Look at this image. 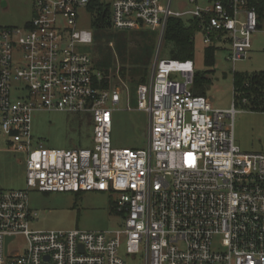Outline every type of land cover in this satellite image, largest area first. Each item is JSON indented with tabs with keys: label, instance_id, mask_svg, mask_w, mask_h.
Segmentation results:
<instances>
[{
	"label": "built area",
	"instance_id": "built-area-1",
	"mask_svg": "<svg viewBox=\"0 0 264 264\" xmlns=\"http://www.w3.org/2000/svg\"><path fill=\"white\" fill-rule=\"evenodd\" d=\"M252 1L187 0L179 11L172 0H112L111 25L158 30L162 43L170 19L191 22L205 48L225 51L235 63L247 57L257 31ZM88 3L31 0V21L0 28V136L26 154L24 189L0 190V264H125L121 250L143 264H264V154L235 145V101L214 109L190 91L193 61L157 57L136 90L147 145L112 148V114L122 94L114 85L100 88L102 72L75 51L92 44L91 32L76 29L78 9ZM37 111L91 114V149L34 145ZM31 191L109 194L123 225L109 232L32 230ZM215 237L220 250L212 249Z\"/></svg>",
	"mask_w": 264,
	"mask_h": 264
},
{
	"label": "rangeland",
	"instance_id": "rangeland-1",
	"mask_svg": "<svg viewBox=\"0 0 264 264\" xmlns=\"http://www.w3.org/2000/svg\"><path fill=\"white\" fill-rule=\"evenodd\" d=\"M101 4H112V0H99ZM187 0H172V9L183 11ZM76 29L89 31L94 36L91 45H77V53L86 54L92 68L98 69V62L104 59L114 74L111 83L121 92V102L112 114L111 145L114 149L141 150L147 145V115L137 110V82L118 75L119 67L128 69L139 66L143 46L153 45L149 73L155 59H171L168 51L159 41L158 30L141 26L139 30L118 31L110 26L104 32L92 27L93 15L86 8L78 9ZM31 0H0V28H23L33 18ZM111 21V20H110ZM111 23V22H110ZM151 45V44H150ZM160 48V50H159ZM205 47L200 37L195 38L194 69L208 74L211 85L205 98L214 109H229L235 100L233 95V75H253L264 73V17L257 20V31L251 37V48L247 57L235 63L228 62L227 52H215L214 66L204 65ZM137 67L133 68L136 69ZM127 71V70H126ZM139 71V70H138ZM113 72V73H112ZM136 72V71H135ZM134 72H131V76ZM127 74V72L125 73ZM149 79V76H148ZM147 79V81H148ZM129 108V110H128ZM238 113L233 120V138L242 153L264 154V113L261 108L250 110V103L235 101ZM31 133L34 145L56 149H91L92 116L84 113L58 111H37L31 117ZM26 154L17 152L4 137L0 136V189L13 190L23 187ZM116 198L105 193H28V204L36 218L30 221L35 231H84L109 232L121 228L122 216L116 214L113 205ZM20 239L11 244L10 250L18 249ZM220 238L215 237L213 250H220ZM125 264H143L140 256H131L121 250L119 253Z\"/></svg>",
	"mask_w": 264,
	"mask_h": 264
},
{
	"label": "trees",
	"instance_id": "trees-1",
	"mask_svg": "<svg viewBox=\"0 0 264 264\" xmlns=\"http://www.w3.org/2000/svg\"><path fill=\"white\" fill-rule=\"evenodd\" d=\"M256 10L257 20L258 17H264V0H253L251 2ZM86 9L92 13L93 21L92 27L97 32H104L110 29L111 26V5L101 4L99 0H89ZM195 28L193 23L185 22L179 19H170L167 23V27L162 40L163 46L165 45L168 55L171 60H178L181 62L193 60L194 48H195ZM92 43L94 36L92 35ZM151 44V45H150ZM147 46H143L140 54V58L137 60L141 61L142 64L135 67L125 68L119 67L118 75L121 78L127 79L131 83L137 82L138 84H145L148 79V71L150 68V61L153 54V43L151 42ZM215 52L212 48H205L204 51V65L208 68L214 66ZM98 71L103 74V80L99 84L100 88H109L114 80V74L111 75L109 72L110 65L102 59L98 62ZM127 70V71H126ZM139 70V71H138ZM136 71V72H135ZM127 72V74H125ZM131 72H134L131 76ZM113 73V72H112ZM211 72L201 73L194 70L192 85L190 91L195 96H206V92L211 85V80L208 76ZM233 95L234 101L242 103L244 99L245 103H250V110L261 108L264 112V73L253 74V75H233Z\"/></svg>",
	"mask_w": 264,
	"mask_h": 264
},
{
	"label": "crops",
	"instance_id": "crops-1",
	"mask_svg": "<svg viewBox=\"0 0 264 264\" xmlns=\"http://www.w3.org/2000/svg\"><path fill=\"white\" fill-rule=\"evenodd\" d=\"M28 23V21L24 24V26ZM24 169H25V166H24ZM25 187V177H24V184H23V187L19 188V189H13V190H22L24 189ZM1 190V189H0Z\"/></svg>",
	"mask_w": 264,
	"mask_h": 264
}]
</instances>
